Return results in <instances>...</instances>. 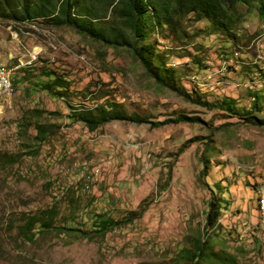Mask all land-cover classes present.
Instances as JSON below:
<instances>
[{"label":"rangeland","instance_id":"374dc122","mask_svg":"<svg viewBox=\"0 0 264 264\" xmlns=\"http://www.w3.org/2000/svg\"><path fill=\"white\" fill-rule=\"evenodd\" d=\"M237 11L236 38L188 15L183 34L153 32L148 42L191 96L230 98L245 112L256 94L255 115L264 119V20L254 8ZM0 65L12 87L0 101V264H175L203 227L211 193L222 200L215 231L221 246L238 264H264L257 192L264 185V125L189 103L158 87L125 49L40 19H0ZM48 72L64 80L62 95L40 86ZM107 102L167 123L113 120L89 131L69 118L71 110ZM180 114L199 121L174 122ZM34 121L45 125L44 141L33 139ZM205 143L209 168L200 177ZM46 209L55 211L56 227L71 231L48 230L27 242L6 226ZM98 214L131 220L101 238L83 237L80 230L91 232Z\"/></svg>","mask_w":264,"mask_h":264},{"label":"trees","instance_id":"16d2710c","mask_svg":"<svg viewBox=\"0 0 264 264\" xmlns=\"http://www.w3.org/2000/svg\"><path fill=\"white\" fill-rule=\"evenodd\" d=\"M238 5L246 9H256L257 16L264 20V0H0V19L16 22L40 19L47 26L70 28L76 34L101 46L123 48L132 55L145 75L158 87L207 110L217 109L227 116H236L251 125H264V119H258L255 115L259 112L256 94H252L251 109L245 112H240L230 98L223 97L208 102L199 96L193 97L175 83L172 78L173 69L165 68L163 56L156 51L153 44L148 42V37L153 32L183 34L182 23L188 15H192L194 21H207L211 26V32L236 38L233 31L239 20ZM194 62L199 63V60L195 59ZM45 75L48 78L47 82L40 84L43 90L56 89L55 95H62L63 92L60 91L65 88L64 80L58 77L52 79V72ZM34 113L38 115L37 117L40 116L37 111ZM48 114L52 115V112ZM68 115L73 121L83 123L89 131L113 120L135 124L148 123L152 127L167 123L164 121L154 123L134 113L126 114L117 104L108 102L104 105L96 104L93 108L82 111L71 110ZM198 121L197 118H189L183 114L178 115L174 120V122L191 123ZM20 126L26 127L25 123ZM33 129L35 130L33 139L44 141L47 130L45 125L34 121ZM194 140L196 139L186 140L179 148V152ZM203 145L200 177H205L209 168V161L204 154L210 150V147L207 143ZM13 162L14 159L10 160V163ZM221 208V198L211 193L207 201L203 227L188 241V246L180 249L176 254L175 264L181 262L182 264H238L236 255L221 246V241L215 232L219 227ZM55 215L53 209L40 210L30 215L20 214L13 222L7 221L6 226L8 229L14 227L17 236L27 242H33L38 233L48 230L71 231L66 226L56 227ZM130 215L138 217L140 213L130 212ZM130 218L114 220L100 214L93 215L91 232L80 230L79 233L87 239H91V235L101 238L108 231L129 223Z\"/></svg>","mask_w":264,"mask_h":264},{"label":"bare ground","instance_id":"6f19581e","mask_svg":"<svg viewBox=\"0 0 264 264\" xmlns=\"http://www.w3.org/2000/svg\"><path fill=\"white\" fill-rule=\"evenodd\" d=\"M261 46V45H260ZM259 57V55H258ZM236 60V59H235ZM9 75H10V72L9 70L7 71L5 68L2 69V89L0 88V101L1 100H4L11 92L12 90V87H11V83L9 81ZM2 103V101H1ZM82 167V166H81ZM79 169V168H78ZM85 168H83L84 170ZM80 170V169H79ZM86 170V169H85ZM94 173V172H93ZM86 175V174H85ZM93 175V174H92ZM94 176V175H93ZM95 178V177H94ZM91 181V179H90ZM92 183V182H91ZM257 192H258V197H259V200H258V208H259V212H260V201H261V196H262V193H264V185H261L258 187L257 189Z\"/></svg>","mask_w":264,"mask_h":264},{"label":"built area","instance_id":"2783aa9c","mask_svg":"<svg viewBox=\"0 0 264 264\" xmlns=\"http://www.w3.org/2000/svg\"><path fill=\"white\" fill-rule=\"evenodd\" d=\"M5 67L0 65V88L2 89V69ZM259 215L262 219H264V193H262L261 201H260V212Z\"/></svg>","mask_w":264,"mask_h":264}]
</instances>
